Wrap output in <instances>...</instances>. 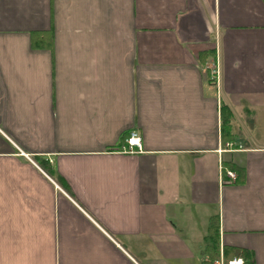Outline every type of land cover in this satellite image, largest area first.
Segmentation results:
<instances>
[{"label":"crops","instance_id":"1","mask_svg":"<svg viewBox=\"0 0 264 264\" xmlns=\"http://www.w3.org/2000/svg\"><path fill=\"white\" fill-rule=\"evenodd\" d=\"M212 218L264 264V0H0V264H212Z\"/></svg>","mask_w":264,"mask_h":264},{"label":"built area","instance_id":"2","mask_svg":"<svg viewBox=\"0 0 264 264\" xmlns=\"http://www.w3.org/2000/svg\"><path fill=\"white\" fill-rule=\"evenodd\" d=\"M210 79L216 80L219 78V69L217 64L214 63L213 67L210 70ZM141 138L136 131H130L128 136L124 139L123 144L120 146V151L125 153H134L141 150ZM223 174L225 178L223 183L231 184L235 180V174L231 169H223ZM212 264H243L241 258H231L225 259L224 256L220 255L217 259L213 260Z\"/></svg>","mask_w":264,"mask_h":264},{"label":"trees","instance_id":"3","mask_svg":"<svg viewBox=\"0 0 264 264\" xmlns=\"http://www.w3.org/2000/svg\"><path fill=\"white\" fill-rule=\"evenodd\" d=\"M30 45L33 48H49V46L51 45V42H50V38L48 36H43V35H41V33H33V34H31ZM210 54H211V52L203 53V55H201V59L207 58ZM225 114L229 115V113L227 111L225 112ZM223 167H224L223 169H231L238 174L239 179L235 178V182L236 181H238V182L242 181V178L240 177L241 176L240 172L238 171V168L235 165L231 164L230 162H225V163H223ZM217 227L218 226H217L216 218H212L210 220V224H209V233L208 234H209L210 241H209V245H207V249L213 250L215 257L218 256V254H217L218 253L217 252V236H216L217 235ZM244 254H246V252L242 251L241 255H244ZM217 258H213V260H215ZM224 258L225 259H231V258H234V256L229 257V256L224 255ZM245 263H247V259L244 260L243 264H245Z\"/></svg>","mask_w":264,"mask_h":264}]
</instances>
